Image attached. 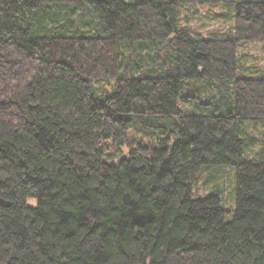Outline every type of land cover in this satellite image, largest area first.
Listing matches in <instances>:
<instances>
[{
	"label": "trees",
	"instance_id": "16d2710c",
	"mask_svg": "<svg viewBox=\"0 0 264 264\" xmlns=\"http://www.w3.org/2000/svg\"><path fill=\"white\" fill-rule=\"evenodd\" d=\"M252 43L264 0H0V264H264ZM133 116L164 121L135 141ZM221 170L230 206L193 192Z\"/></svg>",
	"mask_w": 264,
	"mask_h": 264
},
{
	"label": "rangeland",
	"instance_id": "374dc122",
	"mask_svg": "<svg viewBox=\"0 0 264 264\" xmlns=\"http://www.w3.org/2000/svg\"><path fill=\"white\" fill-rule=\"evenodd\" d=\"M186 8V7H184ZM188 10L185 11L183 14L187 15L190 18L189 24L193 25L194 28L199 29L200 31H207V30H216L228 28L226 22H224V15L227 12V7L225 6H187ZM193 10V11H192ZM182 11V10H181ZM196 11V12H195ZM188 17V18H189ZM224 23V24H223ZM224 25V28L222 27ZM246 45L245 50L249 53L250 58L252 59V71L260 70L262 71L261 76L264 77V46L261 43H252V44H240L238 46V53L241 51ZM113 87V85H112ZM111 91V90H110ZM186 105V104H185ZM180 106H184L182 103ZM188 109L191 106L188 104ZM190 113H193L192 110H189ZM164 118L161 117H149V116H133L131 117V126L129 129V134L135 141H145L148 139V134L150 133L149 128H155L156 125H162ZM133 122V125H132ZM138 122V126H137ZM257 129L249 128L248 132H255L256 137L260 140L261 135L264 133V128H260L261 125H258ZM110 141H106L104 143V148L107 149L109 147V151L105 150V159L117 161L119 157L127 156L129 145H123L120 147H114L110 145ZM258 148V147H257ZM110 156L114 157L113 159ZM233 172L231 173L229 170H221L215 174L216 178L209 179L208 173L205 171H201L198 176V179L194 183L193 192L195 195L204 196L207 195L215 190L220 189V193L223 195V199L225 201L226 206H230L231 203V178ZM219 188V189H218ZM33 201H30V204L33 205Z\"/></svg>",
	"mask_w": 264,
	"mask_h": 264
}]
</instances>
